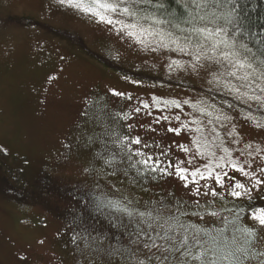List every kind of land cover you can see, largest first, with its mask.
Here are the masks:
<instances>
[{
	"label": "rangeland",
	"instance_id": "1",
	"mask_svg": "<svg viewBox=\"0 0 264 264\" xmlns=\"http://www.w3.org/2000/svg\"><path fill=\"white\" fill-rule=\"evenodd\" d=\"M52 8L53 14L46 15ZM23 20L33 23L20 25ZM170 59L188 60L175 53L145 51L110 26L56 0H0V264H121L120 255L109 257L96 250L117 241L128 245L126 234L95 210L101 188L120 198L127 196L141 208L149 202L191 204L196 199L203 208L214 199L220 217L184 219L215 234L223 227V216L231 218L225 207L243 209L240 223L264 236V229L249 218L251 210L264 209V186L252 190L250 198L225 193L221 199L195 197L171 175L134 182L135 170L120 159L115 138L106 135L113 130L127 134V125L133 124L131 135L139 134L149 144L189 143L184 133L167 132L164 121L151 125L155 132L140 127L161 115L155 109L152 116L142 111L127 121L116 113H132L140 102L151 103L153 97L191 104L204 100L217 108L224 107L223 99L236 108H225L232 120L220 129L221 134L235 124L241 138L237 147L247 143L264 147V127L242 115L251 111L264 121V107L252 104L248 109L231 96L209 91L208 73L170 69ZM184 112L192 113V108L184 105ZM162 114H179V110ZM171 126H176L175 121ZM171 151L174 161L183 157L175 147ZM101 153L105 158L116 154L117 162L106 165ZM257 166H264L259 159ZM113 169L115 175H106ZM113 184L119 192L113 191ZM225 235L231 239L229 230ZM93 237L106 238L96 244Z\"/></svg>",
	"mask_w": 264,
	"mask_h": 264
},
{
	"label": "snow or ice",
	"instance_id": "2",
	"mask_svg": "<svg viewBox=\"0 0 264 264\" xmlns=\"http://www.w3.org/2000/svg\"><path fill=\"white\" fill-rule=\"evenodd\" d=\"M56 2L92 16L145 51L187 57V61L170 59L169 68L190 69L197 75L201 71L208 73L212 86L209 91H219L222 97L231 96L233 101L248 109L252 104L258 109L264 107V21L256 23L244 0ZM222 104L224 107L217 108L204 100L191 104L189 100L161 101L153 97L151 103L140 102L132 113H116L117 118L127 121L134 118L133 113L142 111L152 116L155 109L161 115L154 116L151 124L140 127L155 132L157 129L151 125L164 121L169 125L167 132L176 136L184 133L189 143L149 144L139 134L131 135L133 124L127 125V134L113 130L106 135L115 138L120 159H126L128 169L135 170L134 182L137 178L158 179L171 175L182 181L195 197L223 199L226 193L236 199L250 198L252 190L264 186V166L254 167L258 159L264 165V147L251 143L237 147L241 138L235 124L221 134L220 129L226 128L232 120L225 108H236V104L223 99ZM184 105H189L192 113H185ZM173 108L179 110V114H162ZM242 115L257 127H264V121L253 116L251 111L242 112ZM173 121L176 126H171ZM173 147L183 153V157L174 161ZM99 155L110 167L117 162L114 153L110 158H105L103 153ZM198 160L204 163L198 164ZM237 173L243 181L237 178ZM115 174V169L106 173ZM112 189L120 191L114 184ZM214 203V199L206 201L202 208L199 199L191 204L183 200L173 204L160 201L149 202L141 208L129 197L120 198L101 188L95 198V210L105 215L113 228L126 234L128 245L117 241L107 249L96 250L104 251L109 257L120 255L121 264H245V261L251 264L253 260L264 264V236L240 223L243 209L225 207L223 211L231 213V218L223 216V227L215 234L184 219L186 216L201 220L208 215L220 217L221 210L216 209ZM249 218L264 229V209L251 210ZM226 230L231 239L225 235ZM77 238L74 236L73 240ZM105 238L93 237L92 242L99 244Z\"/></svg>",
	"mask_w": 264,
	"mask_h": 264
},
{
	"label": "trees",
	"instance_id": "3",
	"mask_svg": "<svg viewBox=\"0 0 264 264\" xmlns=\"http://www.w3.org/2000/svg\"><path fill=\"white\" fill-rule=\"evenodd\" d=\"M249 15L256 21L257 24L264 21V0H244ZM259 30V29H255Z\"/></svg>",
	"mask_w": 264,
	"mask_h": 264
},
{
	"label": "crops",
	"instance_id": "4",
	"mask_svg": "<svg viewBox=\"0 0 264 264\" xmlns=\"http://www.w3.org/2000/svg\"><path fill=\"white\" fill-rule=\"evenodd\" d=\"M20 10V9H18ZM53 11H54V8H52V11L51 13L48 12L46 15H49V14H53ZM48 19V18H47ZM50 21V19H48ZM51 22V21H50ZM25 23H33V21H27V20H23L22 23L20 25H24Z\"/></svg>",
	"mask_w": 264,
	"mask_h": 264
}]
</instances>
